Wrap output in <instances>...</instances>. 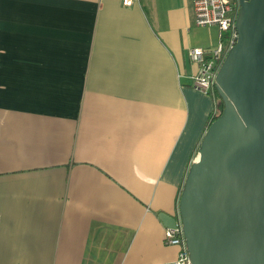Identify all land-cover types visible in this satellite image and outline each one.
Instances as JSON below:
<instances>
[{
	"label": "crops",
	"instance_id": "0c3cea01",
	"mask_svg": "<svg viewBox=\"0 0 264 264\" xmlns=\"http://www.w3.org/2000/svg\"><path fill=\"white\" fill-rule=\"evenodd\" d=\"M0 0V264H166L215 108L191 0Z\"/></svg>",
	"mask_w": 264,
	"mask_h": 264
},
{
	"label": "water",
	"instance_id": "95a60500",
	"mask_svg": "<svg viewBox=\"0 0 264 264\" xmlns=\"http://www.w3.org/2000/svg\"><path fill=\"white\" fill-rule=\"evenodd\" d=\"M238 1L236 41L215 77L220 113L177 203L190 264H264V0Z\"/></svg>",
	"mask_w": 264,
	"mask_h": 264
},
{
	"label": "built area",
	"instance_id": "2783aa9c",
	"mask_svg": "<svg viewBox=\"0 0 264 264\" xmlns=\"http://www.w3.org/2000/svg\"><path fill=\"white\" fill-rule=\"evenodd\" d=\"M131 0H122L124 5L130 4ZM194 23L198 26L216 25L221 32H228L214 45L194 46L188 49V57L197 63V71L193 75L192 85L194 88L213 96L215 90V77L217 70L223 61L226 52L236 41L235 18L239 9L238 0H191ZM216 109L214 108L213 113ZM175 225L165 227L164 242L176 245L178 253L176 257L166 264H190L188 251L182 229V223L178 210L173 215Z\"/></svg>",
	"mask_w": 264,
	"mask_h": 264
},
{
	"label": "trees",
	"instance_id": "16d2710c",
	"mask_svg": "<svg viewBox=\"0 0 264 264\" xmlns=\"http://www.w3.org/2000/svg\"><path fill=\"white\" fill-rule=\"evenodd\" d=\"M227 35H228V32H227V31H225V32L222 33V36H223V37H226ZM212 97H213V99H214V103H215V109H216V111H215V113H212V116L210 117L208 124H209L213 119H215V118L218 116V114L220 113V109H221V105L218 104L219 101H220V96L218 95V92H217L216 88H215V90H214V93H213V96H212Z\"/></svg>",
	"mask_w": 264,
	"mask_h": 264
}]
</instances>
